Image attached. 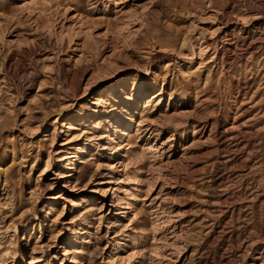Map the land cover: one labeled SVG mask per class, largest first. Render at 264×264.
Returning <instances> with one entry per match:
<instances>
[{"label": "rangeland", "instance_id": "374dc122", "mask_svg": "<svg viewBox=\"0 0 264 264\" xmlns=\"http://www.w3.org/2000/svg\"><path fill=\"white\" fill-rule=\"evenodd\" d=\"M0 264H264V0H0Z\"/></svg>", "mask_w": 264, "mask_h": 264}]
</instances>
